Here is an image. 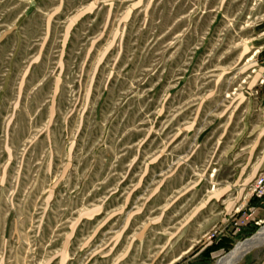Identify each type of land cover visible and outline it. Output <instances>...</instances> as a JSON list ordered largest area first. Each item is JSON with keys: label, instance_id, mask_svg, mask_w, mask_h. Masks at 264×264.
Wrapping results in <instances>:
<instances>
[{"label": "rangeland", "instance_id": "rangeland-1", "mask_svg": "<svg viewBox=\"0 0 264 264\" xmlns=\"http://www.w3.org/2000/svg\"><path fill=\"white\" fill-rule=\"evenodd\" d=\"M263 47L264 0H0V264H216L252 239L264 213L236 241L214 195Z\"/></svg>", "mask_w": 264, "mask_h": 264}, {"label": "crops", "instance_id": "crops-1", "mask_svg": "<svg viewBox=\"0 0 264 264\" xmlns=\"http://www.w3.org/2000/svg\"><path fill=\"white\" fill-rule=\"evenodd\" d=\"M259 64L255 65L259 66ZM257 81L255 92L259 96H254L256 94L254 91L250 97L244 93L240 96L245 100V103L242 105L241 102L239 106L245 107L247 117L242 129L235 123V132L241 130V133L237 135V140L233 142V146L244 150L243 159L240 161V167L234 177L236 182L233 187L229 186L227 192L214 195L216 203L219 202V206H225L223 209L225 219L228 216L237 215L241 208L249 205L252 199V185L257 177L264 173V85L260 84V77ZM232 127L233 125L230 131L234 129ZM242 141H244L243 145ZM263 213L264 208L260 211V214ZM259 248L247 252L239 264H264V250L259 251Z\"/></svg>", "mask_w": 264, "mask_h": 264}, {"label": "trees", "instance_id": "trees-1", "mask_svg": "<svg viewBox=\"0 0 264 264\" xmlns=\"http://www.w3.org/2000/svg\"><path fill=\"white\" fill-rule=\"evenodd\" d=\"M264 69L262 70V72ZM262 72L258 77L261 76ZM256 200L254 198L251 199L249 206L256 205ZM256 231L254 229H242L240 233H238L237 240H241L243 238H250L254 235ZM235 238H227V237H219L213 239L210 242H204L199 247L195 248L192 252V256L198 257V259L203 263H210L216 254L220 252L228 253L232 250L234 245Z\"/></svg>", "mask_w": 264, "mask_h": 264}, {"label": "built area", "instance_id": "built-area-1", "mask_svg": "<svg viewBox=\"0 0 264 264\" xmlns=\"http://www.w3.org/2000/svg\"><path fill=\"white\" fill-rule=\"evenodd\" d=\"M261 55V62L264 67V47L262 48ZM260 84L264 85V71L260 76ZM251 198H254L257 204L254 206L248 205L238 213L240 222H238L236 226L240 228L243 227L242 229H246L251 222L258 225L256 218L260 216V211L264 208V173H261L253 183L251 188ZM242 229H240V232Z\"/></svg>", "mask_w": 264, "mask_h": 264}, {"label": "bare ground", "instance_id": "bare-ground-1", "mask_svg": "<svg viewBox=\"0 0 264 264\" xmlns=\"http://www.w3.org/2000/svg\"><path fill=\"white\" fill-rule=\"evenodd\" d=\"M264 245V227L252 239L240 242L235 248L224 258L217 261L216 264H235L247 252Z\"/></svg>", "mask_w": 264, "mask_h": 264}]
</instances>
